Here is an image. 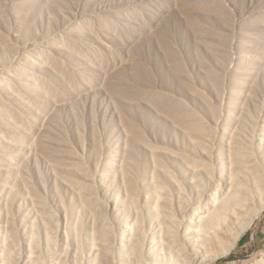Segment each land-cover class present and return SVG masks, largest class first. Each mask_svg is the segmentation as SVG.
<instances>
[{"label": "rangeland", "instance_id": "374dc122", "mask_svg": "<svg viewBox=\"0 0 264 264\" xmlns=\"http://www.w3.org/2000/svg\"><path fill=\"white\" fill-rule=\"evenodd\" d=\"M232 130L264 133V0H0V225L21 242L88 228L123 176L144 217L154 161L184 180L174 152ZM263 249L264 211L211 264Z\"/></svg>", "mask_w": 264, "mask_h": 264}, {"label": "bare ground", "instance_id": "6f19581e", "mask_svg": "<svg viewBox=\"0 0 264 264\" xmlns=\"http://www.w3.org/2000/svg\"><path fill=\"white\" fill-rule=\"evenodd\" d=\"M255 136L234 131L216 156L204 140L190 136L191 147L174 152L184 180L154 161L165 177L152 174L144 217L136 189L123 176V195L92 208L94 222L86 229L68 233L41 220L42 228L31 223L21 242L6 221L0 225V264H211L228 256L264 211V133ZM250 264H264V249Z\"/></svg>", "mask_w": 264, "mask_h": 264}]
</instances>
